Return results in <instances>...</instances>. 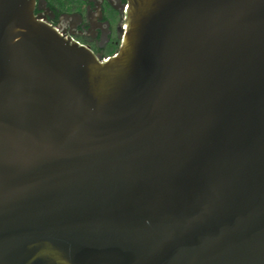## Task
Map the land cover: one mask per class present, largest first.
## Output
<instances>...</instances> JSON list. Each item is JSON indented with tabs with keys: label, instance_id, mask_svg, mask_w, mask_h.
<instances>
[{
	"label": "water",
	"instance_id": "water-1",
	"mask_svg": "<svg viewBox=\"0 0 264 264\" xmlns=\"http://www.w3.org/2000/svg\"><path fill=\"white\" fill-rule=\"evenodd\" d=\"M115 7L0 0V264H264V0Z\"/></svg>",
	"mask_w": 264,
	"mask_h": 264
},
{
	"label": "flooded vegetation",
	"instance_id": "flooded-vegetation-1",
	"mask_svg": "<svg viewBox=\"0 0 264 264\" xmlns=\"http://www.w3.org/2000/svg\"><path fill=\"white\" fill-rule=\"evenodd\" d=\"M52 13H44L54 26L71 34L99 59L112 56L119 48L123 15L115 5L125 0H46Z\"/></svg>",
	"mask_w": 264,
	"mask_h": 264
},
{
	"label": "built area",
	"instance_id": "built-area-1",
	"mask_svg": "<svg viewBox=\"0 0 264 264\" xmlns=\"http://www.w3.org/2000/svg\"><path fill=\"white\" fill-rule=\"evenodd\" d=\"M123 28H125V25H123Z\"/></svg>",
	"mask_w": 264,
	"mask_h": 264
},
{
	"label": "trees",
	"instance_id": "trees-1",
	"mask_svg": "<svg viewBox=\"0 0 264 264\" xmlns=\"http://www.w3.org/2000/svg\"><path fill=\"white\" fill-rule=\"evenodd\" d=\"M52 1H54V0H52Z\"/></svg>",
	"mask_w": 264,
	"mask_h": 264
}]
</instances>
